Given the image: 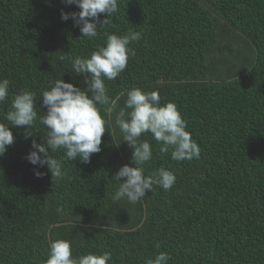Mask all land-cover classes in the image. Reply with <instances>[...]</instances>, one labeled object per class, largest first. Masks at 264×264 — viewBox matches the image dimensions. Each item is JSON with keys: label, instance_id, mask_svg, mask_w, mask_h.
<instances>
[{"label": "trees", "instance_id": "obj_1", "mask_svg": "<svg viewBox=\"0 0 264 264\" xmlns=\"http://www.w3.org/2000/svg\"><path fill=\"white\" fill-rule=\"evenodd\" d=\"M61 10L78 8L0 0V79L10 81L0 123L25 89L36 94L38 113L32 135L9 125L14 143L0 156V264H45L57 239L71 241L74 257L110 252V264H145L159 251L169 254L168 264H264V0H118L94 38L61 20ZM130 32L141 34L129 45L135 54L104 81L107 95L119 99L111 113L98 106L107 129L100 152L84 163L49 150L66 173L51 178L46 165L25 158L33 139L47 138L41 93L60 78L87 91L90 77L73 72L72 58ZM134 87L177 105L200 156L174 160L171 149L162 154L150 133L142 135L153 152L145 175L165 168L176 182L130 203L114 199V175L135 166L117 124ZM34 169L45 174L37 178Z\"/></svg>", "mask_w": 264, "mask_h": 264}, {"label": "clouds", "instance_id": "obj_2", "mask_svg": "<svg viewBox=\"0 0 264 264\" xmlns=\"http://www.w3.org/2000/svg\"><path fill=\"white\" fill-rule=\"evenodd\" d=\"M63 3L75 5L78 11L61 10V20L72 19L74 25L79 27L81 36L88 38L96 37L98 26L108 24V17L118 10V0H63ZM101 14H104L102 21L99 19ZM140 36L139 32L110 34L105 44L88 57L72 58L73 72L90 77L87 91L60 78L41 93V102L46 111H42L44 115L39 117V122L47 129V138H43L45 143H37L35 139L31 141V150L25 158L32 165L38 168L46 165L51 178L60 180L66 175L62 162L50 156L49 150L56 152L63 149L68 160L78 158L84 163L90 161L92 154L100 152L102 136L107 129L98 106H104V110L111 113L119 99L107 95L104 81L115 80L126 69L129 57L135 54L129 45L139 40ZM9 87L8 79H0V104L7 101ZM126 96L124 107L118 113L117 124L124 134L123 141L133 150L131 163L135 166L125 164L115 173L114 177L120 184L114 199L126 198L130 203H136L146 192H151L154 185L168 191L176 182L175 173L165 168L145 175L143 165L152 159L153 152L147 140L139 139L142 135L150 133L160 145L159 151L163 154L171 149V157L177 161L198 159L200 148L187 130V122L177 105L171 101L161 104L158 90L144 91L134 87L127 91ZM36 108L34 92L25 89L14 95L5 114L7 123H0V156L14 143L9 125L13 128L24 126L27 135H32L28 130L37 120ZM44 174L34 169L37 178ZM57 211L61 212L62 209L58 208ZM111 259V253L107 251L74 257L71 241L57 239L51 242L45 264H110ZM169 260L167 252L159 251L145 264H168Z\"/></svg>", "mask_w": 264, "mask_h": 264}, {"label": "water", "instance_id": "obj_3", "mask_svg": "<svg viewBox=\"0 0 264 264\" xmlns=\"http://www.w3.org/2000/svg\"><path fill=\"white\" fill-rule=\"evenodd\" d=\"M59 223H55L54 225H58Z\"/></svg>", "mask_w": 264, "mask_h": 264}, {"label": "bare ground", "instance_id": "obj_4", "mask_svg": "<svg viewBox=\"0 0 264 264\" xmlns=\"http://www.w3.org/2000/svg\"><path fill=\"white\" fill-rule=\"evenodd\" d=\"M95 162V161H94ZM80 199V198H79ZM74 202V201H73ZM73 204V203H72Z\"/></svg>", "mask_w": 264, "mask_h": 264}]
</instances>
